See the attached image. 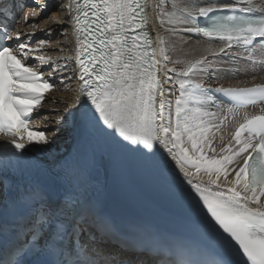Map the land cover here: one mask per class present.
<instances>
[{"label": "snow or ice", "instance_id": "6c2138e0", "mask_svg": "<svg viewBox=\"0 0 264 264\" xmlns=\"http://www.w3.org/2000/svg\"><path fill=\"white\" fill-rule=\"evenodd\" d=\"M55 8L53 19L43 15L47 0H0L8 150L0 158V264H264V83L219 82L242 63L264 66L256 60L264 0H55ZM40 19L62 35L71 27L74 49L63 64L44 54L52 29H40L43 37L18 30L38 29ZM150 19L167 39L153 34ZM191 35L204 40L185 49ZM45 65L48 77L70 69L79 88L70 107L41 118V129L32 114L55 88ZM69 124L102 146L83 162L27 161L49 152ZM149 163L175 174L156 204L131 207L125 169Z\"/></svg>", "mask_w": 264, "mask_h": 264}, {"label": "bare ground", "instance_id": "6f19581e", "mask_svg": "<svg viewBox=\"0 0 264 264\" xmlns=\"http://www.w3.org/2000/svg\"><path fill=\"white\" fill-rule=\"evenodd\" d=\"M40 4H44L46 0H38ZM47 3L50 7V14L53 12V15H49L53 19L58 18L59 13L56 11L55 8V0H47ZM43 15H47V13H44ZM48 16V15H47ZM151 17V13H150ZM150 26L154 27V35L156 33H159L160 35L164 36L166 39L168 38V34L164 31L163 28H161L158 24H154L153 21L150 19ZM40 29H52L51 35L47 37L51 42L46 44L44 46V54L48 56H52L53 59H56L60 57L59 63L63 64L65 57H68L72 55L74 45H73V37H72V30L70 26H67V33L66 35H62L59 27L52 22L51 19L49 20H39V28L38 29H32V28H24L23 23L19 26L18 30H24V31H35L37 37H43L44 33L40 31ZM57 34V36H56ZM186 39H188V44L184 45L183 47L185 49L190 48L193 45H196L197 42H203L204 38L197 37L196 35L186 36ZM64 48V51L61 52L59 49ZM173 56L179 54V53H170ZM239 68V72L235 73L233 78L228 80H221L220 83H224L226 86L228 85H238V86H251L253 83H264V66L256 67L251 64L244 65L243 63L239 66H236ZM245 68L247 69V74H245ZM45 73V76L48 77V71L49 66L45 65L42 69ZM72 75L73 79L71 81H66L64 85H60V76H68ZM253 76H255V79H253ZM50 81L58 82L60 86H57L59 95L55 94H49L45 97L44 101V107L40 108L38 111H35V116L39 118L42 111L49 115L48 117L50 119L55 118V113H53V109H58L60 111H63V108L65 106H71L73 102L75 101V97L78 94V88H79V82L75 78V75L71 72L70 69H66L63 72L54 75L52 77H48ZM54 97V98H53ZM57 101V103H51V101ZM75 111V110H73ZM242 114V113H241ZM239 119V117H237ZM33 127H39L43 129L45 127L44 123L42 121H33ZM234 128V122L229 118V122L226 127L222 129V133L225 137V141L228 139V134L233 130ZM78 132L72 130V125L69 124L66 128L62 129L61 134L58 136L56 143L53 145L52 149L49 150L47 153H40V152H32V154H38L46 159H57L62 157L66 151L72 149V146L76 143ZM217 148L220 146L219 141V135L217 136L216 145ZM163 151V150H161ZM166 156V153H164ZM168 164L171 165V167L175 168V164L173 161H171L170 158H168ZM140 169L139 166H135L130 171L138 172ZM141 176L144 178V174H141ZM206 179V178H205Z\"/></svg>", "mask_w": 264, "mask_h": 264}, {"label": "rangeland", "instance_id": "374dc122", "mask_svg": "<svg viewBox=\"0 0 264 264\" xmlns=\"http://www.w3.org/2000/svg\"><path fill=\"white\" fill-rule=\"evenodd\" d=\"M49 13V15L51 16V15H53V12L50 14V12H48ZM48 15V16H49ZM56 36H57V34H56ZM51 83H53V84H55V88L54 89H52L50 92H48V93H46V96H48L49 94H55V98H56V93H58V95H59V91H58V88H57V86H60V85H64V84H60L59 85V83L58 82H54V81H50ZM208 83H210V84H214L215 82L213 81V80H211V79H209L208 80ZM54 98V97H53ZM42 114V115H41ZM40 114V117H39V120L38 121H42V117H44V116H49V115H47L46 113H44V111H42V113Z\"/></svg>", "mask_w": 264, "mask_h": 264}]
</instances>
